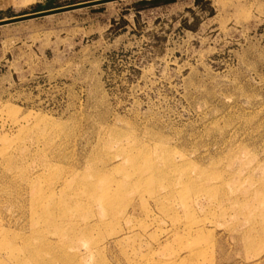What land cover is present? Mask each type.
<instances>
[{"label":"rangeland","instance_id":"rangeland-1","mask_svg":"<svg viewBox=\"0 0 264 264\" xmlns=\"http://www.w3.org/2000/svg\"><path fill=\"white\" fill-rule=\"evenodd\" d=\"M135 1L0 27V264H264V0Z\"/></svg>","mask_w":264,"mask_h":264},{"label":"crops","instance_id":"crops-1","mask_svg":"<svg viewBox=\"0 0 264 264\" xmlns=\"http://www.w3.org/2000/svg\"><path fill=\"white\" fill-rule=\"evenodd\" d=\"M49 1L50 0H0V19L42 11L39 9L43 8L44 5H46ZM57 1L61 2V0H52V2L54 3L53 5H55ZM183 1H191L193 2V4L196 3V0H177L176 2L167 5H173ZM136 13L137 11L134 12L135 16H137Z\"/></svg>","mask_w":264,"mask_h":264},{"label":"water","instance_id":"water-1","mask_svg":"<svg viewBox=\"0 0 264 264\" xmlns=\"http://www.w3.org/2000/svg\"><path fill=\"white\" fill-rule=\"evenodd\" d=\"M114 1H119V0H88L84 2H79L75 4H70L62 7H56V8H51V9H46L42 11H37L21 16H15V17H9V18H4L0 19V27L4 25H9L21 21H26L30 19H35V18H40L44 16H49V15H54L62 12H68L72 10H77V9H82L86 7H92L100 4H105L109 2H114Z\"/></svg>","mask_w":264,"mask_h":264},{"label":"trees","instance_id":"trees-1","mask_svg":"<svg viewBox=\"0 0 264 264\" xmlns=\"http://www.w3.org/2000/svg\"><path fill=\"white\" fill-rule=\"evenodd\" d=\"M177 0H136L135 5H136V10L137 12H140L142 9L146 8H151V7H157V6H163L167 5L173 2H176ZM201 0H196V3L200 2ZM54 3L52 0L47 2L46 5H44L43 8H40L39 10H44V9H50L54 8L56 5H53ZM42 7V6H40Z\"/></svg>","mask_w":264,"mask_h":264}]
</instances>
